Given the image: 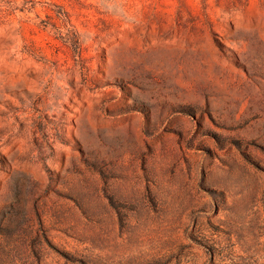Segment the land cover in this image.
Returning <instances> with one entry per match:
<instances>
[{
    "label": "rangeland",
    "instance_id": "rangeland-1",
    "mask_svg": "<svg viewBox=\"0 0 264 264\" xmlns=\"http://www.w3.org/2000/svg\"><path fill=\"white\" fill-rule=\"evenodd\" d=\"M0 264H264V0H0Z\"/></svg>",
    "mask_w": 264,
    "mask_h": 264
}]
</instances>
